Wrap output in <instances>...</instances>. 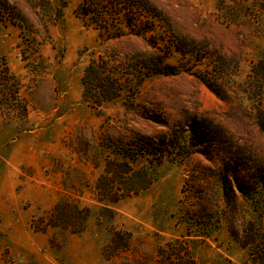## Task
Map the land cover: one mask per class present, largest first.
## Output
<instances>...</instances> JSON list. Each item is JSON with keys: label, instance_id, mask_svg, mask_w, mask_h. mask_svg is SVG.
<instances>
[{"label": "rangeland", "instance_id": "rangeland-1", "mask_svg": "<svg viewBox=\"0 0 264 264\" xmlns=\"http://www.w3.org/2000/svg\"><path fill=\"white\" fill-rule=\"evenodd\" d=\"M113 1L0 0V264H264V0Z\"/></svg>", "mask_w": 264, "mask_h": 264}, {"label": "trees", "instance_id": "trees-1", "mask_svg": "<svg viewBox=\"0 0 264 264\" xmlns=\"http://www.w3.org/2000/svg\"><path fill=\"white\" fill-rule=\"evenodd\" d=\"M111 4L113 5V6H116V8L118 7V5L119 6H121L122 7V4L118 1V0H114L113 2H111ZM85 5H87L86 3L85 4H83V6H82V11H83V16L85 17V16H87V15H90L92 12L91 11H89L86 7H85ZM89 6H90V4H89ZM121 15V14H120ZM100 21H102V19L100 20ZM98 26V25H97ZM98 27H100V30L101 31H103V32H107L108 30H106L108 27H106V26H98ZM128 27H130V26H128ZM177 51H179L180 52V50H177ZM190 54H192V55H194V53L195 52H193V51H191V52H189ZM160 68H161V66L159 65V64H154V66H153V69H155V71H158V74H161V75H163L162 73H163V71L164 70H160ZM157 69V70H156ZM165 69H166V67H165ZM165 72V71H164ZM97 73V72H96ZM95 72H94V66H89L88 68H87V70H86V74H85V78L83 79V85H84V87H85V93H84V95L85 96H87L88 97V92H89V85H92V84H95V82H96V84L97 85H101V83L100 82H98L96 79H95ZM252 75L253 76H258V77H260V78H262V79H264V58L262 59V60H260L256 65H255V67L253 68V70H252ZM86 76H87V78H86ZM88 76H91L92 77V80H90V78L88 79ZM87 79V80H86ZM96 80V81H95ZM91 81H94V83H92L91 84ZM10 83H5L4 85H5V87H7V85H9ZM12 87H15L13 84H12ZM8 88V87H7ZM101 88V87H100ZM9 90H11V89H9ZM195 132H196V130H195ZM197 134V133H196ZM196 136V135H195ZM196 138V139H195ZM194 138V136H193V140H198V139H201V137H195ZM196 147V146H195ZM154 149V151H159V149L157 148V147H155V148H153ZM149 153V155L150 154H152V155H154V156H157V155H163V153H162V151H159L158 153H150V152H148ZM161 157V156H160ZM239 168H240V166L238 167V166H234V169H233V171H234V175H233V177L232 178H234V180H235V183H237V185H236V190L241 194V195H244V190H243V187H241V185H240V182H239V180L237 179V177L238 176H241V172H240V170H239ZM244 186V185H243ZM137 194L138 193V191L136 190V191H133V190H130L129 192H128V194L129 195H131V194ZM127 194V195H128ZM243 199H245V200H249V198H243ZM63 206H65V205H59V206H57L56 208H55V210L54 211H58V210H60V209H62L63 208ZM64 209V208H63Z\"/></svg>", "mask_w": 264, "mask_h": 264}]
</instances>
